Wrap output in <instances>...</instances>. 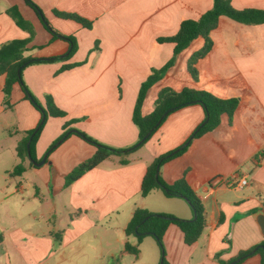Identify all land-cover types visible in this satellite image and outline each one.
<instances>
[{
	"label": "crops",
	"instance_id": "obj_1",
	"mask_svg": "<svg viewBox=\"0 0 264 264\" xmlns=\"http://www.w3.org/2000/svg\"><path fill=\"white\" fill-rule=\"evenodd\" d=\"M33 1L57 31L76 37L78 50L68 61L33 64L23 71L25 84L43 106L51 96L66 113L65 118H49L41 133L38 162L47 156L41 166L23 162L16 151L24 132L38 125L41 114L25 99L19 84L5 99L0 76V264H103V246L112 229L119 232L121 255L129 254L124 249L125 228L136 208L193 218L185 199L168 198L159 189L143 197L141 185L147 166L183 145L203 122L204 110L196 104L170 114L144 146L126 156H111L69 187L65 177L91 158L96 147L72 134L49 155L48 149L71 120L76 121L73 129L102 144L117 149L133 146L139 138L132 114L140 87L152 69L163 67L174 53L172 43L159 39L175 35L184 20L198 19L213 0ZM230 1L238 10H264V0ZM13 6L34 28L25 55L48 58L69 50L66 41L53 39L24 0H0V45L31 37L7 14ZM54 11L76 14L91 21L92 28L60 18ZM84 36L89 45L98 43L86 55L79 46ZM211 39V51L198 63V81L187 69L197 38L150 89L142 108L149 114L165 87L239 98L232 119L224 115L217 129L194 139L182 155L161 168L167 183L185 178L206 212V228L193 245L185 244L177 226H169L164 235L169 264H220L218 253L222 252L220 259L229 260L264 242L257 222L264 214V24L246 25L222 16ZM196 44L201 48L204 40ZM70 63L82 64L61 70ZM21 163L26 170L12 174ZM234 176L246 177L248 184L238 187ZM154 244L147 237L140 245L139 257L145 246L149 264L161 260ZM260 263L257 255L241 264Z\"/></svg>",
	"mask_w": 264,
	"mask_h": 264
},
{
	"label": "trees",
	"instance_id": "obj_2",
	"mask_svg": "<svg viewBox=\"0 0 264 264\" xmlns=\"http://www.w3.org/2000/svg\"><path fill=\"white\" fill-rule=\"evenodd\" d=\"M24 2L33 9L45 29L51 33L53 39H61L69 44V50L63 55L48 58L25 55V53L30 50L29 45L34 36L33 25L23 17L18 7L13 6L7 10V14L12 17L15 23L21 29L28 31L31 35V37L26 39H14L0 45V76H4L3 92L5 94V99L10 97L13 87L19 84L25 94V99L30 101L41 114L38 125L32 130L24 132L23 139L16 147L18 157L23 162L29 160L30 165L35 166L34 163L38 162L36 145L47 121L49 118H65L66 113L55 104L51 96L46 97V105L43 106L25 84L23 80V71L33 64L70 60L78 50V43L75 36L64 35L54 29L46 18L43 10L33 0H24ZM54 13L60 18L73 20L86 29L92 28L91 21L76 14L59 11H54ZM222 16L246 25L264 24V10H238L233 7L230 0H213L212 7L198 19L184 20L180 24L179 30L175 35L159 39L160 42L172 43L174 45V53L173 57L163 67L159 69L153 68L151 74L140 87L132 114L133 123L139 130V138L133 146L127 149H117L102 144L85 132L73 129L71 125L76 121L71 120L65 122L63 126L64 131L60 138L54 141L48 149L49 155L59 144L72 134L80 136L96 147V151L91 158L82 162L65 177V187H69L86 172L97 168L103 161L111 156H126L144 146L170 114L196 104L203 108L205 113L203 122L195 129L183 145L155 158L147 166V171L141 185V195L143 197H147L151 192L159 189L168 198L185 199L193 211V218L184 219L172 214L156 213L144 208H136L125 228L127 240L124 244L125 251L135 258H138L140 255V245L143 240L147 237H151L155 240L160 250L161 260L159 264H169L164 246V235L169 226H177L184 235L185 244L189 246L199 240L206 228V212L201 198L185 178L178 179L173 183H167L161 175V168L165 163L182 155L189 148L194 139L217 129L224 115L232 119L239 106V98H221L203 89L185 87L177 91L171 87H165L159 91L154 102V107L149 114H143L142 108L150 89L160 81L166 71L174 65L177 57L187 49L194 40L202 38L204 40L203 46L195 51L187 62L189 74L194 81H198V63L211 51L213 47L211 32L216 28L218 20ZM80 64L82 63L65 64L62 66L61 70H70ZM121 163L126 164L127 161L122 160ZM25 170L26 167L21 163L15 167L12 174H20ZM130 238H135V243H132ZM221 254L222 252L218 253L216 256L220 264H241L248 258L257 255L261 257L260 264H264V242L248 250L239 252L235 257L229 260L220 259Z\"/></svg>",
	"mask_w": 264,
	"mask_h": 264
},
{
	"label": "rangeland",
	"instance_id": "obj_3",
	"mask_svg": "<svg viewBox=\"0 0 264 264\" xmlns=\"http://www.w3.org/2000/svg\"><path fill=\"white\" fill-rule=\"evenodd\" d=\"M52 25V27L54 29L57 30V27L53 24L50 23ZM85 38H83L80 43V51L81 53H84V55L87 54V52L90 49H95L96 47H98V43L95 42V44L92 42L91 45L88 44V39L86 38V36H84ZM202 38H198V40L194 41V43L191 45L192 47L194 46V52L197 51L200 47L196 46V42L197 41H201ZM60 134L59 136H57L54 140L56 141V139L60 138ZM60 209L58 210L57 213V218L61 219V214H60ZM113 223L117 222L116 218H113ZM65 223V221H64ZM110 232H112L107 240V243L103 246L104 250H105V259L103 261V264H149V258H150V253L149 251L146 250L145 246H143V254L139 257V258H135L134 256L130 255V254H123L121 255V252L123 250V247L121 245H119L117 243V237H118V230L112 229ZM152 241V240H150ZM133 243V242H132ZM135 243V242H134ZM154 249L156 250V254L158 251V247L156 246V244H154ZM160 251V250H159ZM110 254V255H109Z\"/></svg>",
	"mask_w": 264,
	"mask_h": 264
},
{
	"label": "water",
	"instance_id": "obj_4",
	"mask_svg": "<svg viewBox=\"0 0 264 264\" xmlns=\"http://www.w3.org/2000/svg\"><path fill=\"white\" fill-rule=\"evenodd\" d=\"M46 159H47V156H45L41 161H39V162H35L34 164H35V166H41V165H43V164H45L46 163ZM257 222H258V224L260 225V227H261V231H262V233H263V235H264V214H260L258 217H257ZM263 248V247H262Z\"/></svg>",
	"mask_w": 264,
	"mask_h": 264
},
{
	"label": "built area",
	"instance_id": "obj_5",
	"mask_svg": "<svg viewBox=\"0 0 264 264\" xmlns=\"http://www.w3.org/2000/svg\"><path fill=\"white\" fill-rule=\"evenodd\" d=\"M232 180L237 182L238 187H243V186H246L248 184L246 177L240 178L238 176H234L232 178ZM211 184H212V181H211Z\"/></svg>",
	"mask_w": 264,
	"mask_h": 264
}]
</instances>
